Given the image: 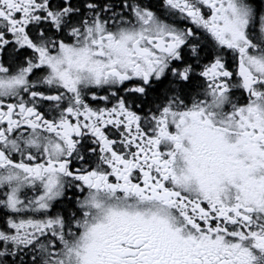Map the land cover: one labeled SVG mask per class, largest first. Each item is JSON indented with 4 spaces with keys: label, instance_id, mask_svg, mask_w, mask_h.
Returning <instances> with one entry per match:
<instances>
[{
    "label": "snow or ice",
    "instance_id": "snow-or-ice-1",
    "mask_svg": "<svg viewBox=\"0 0 264 264\" xmlns=\"http://www.w3.org/2000/svg\"><path fill=\"white\" fill-rule=\"evenodd\" d=\"M0 264H264V0H0Z\"/></svg>",
    "mask_w": 264,
    "mask_h": 264
}]
</instances>
